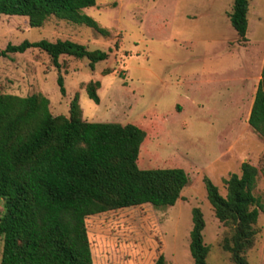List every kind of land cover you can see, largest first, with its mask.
I'll list each match as a JSON object with an SVG mask.
<instances>
[{"label": "rangeland", "instance_id": "1", "mask_svg": "<svg viewBox=\"0 0 264 264\" xmlns=\"http://www.w3.org/2000/svg\"><path fill=\"white\" fill-rule=\"evenodd\" d=\"M248 2L245 39L228 18L233 0H96L81 11L106 35L55 16L31 27L26 16L0 14V50L23 40L68 39L108 52L94 69L87 58L59 56L64 94L45 51L7 52L0 56V92L42 93L54 115H68L77 94L84 120L132 123L145 131L139 168L180 167L188 176L172 206L146 203L88 216L93 264H156L160 254L165 264H195L189 251L193 207L205 222L207 264H235L221 247L230 230L215 217L203 177L224 196L225 180L240 174L245 161L258 169L253 194L262 206L244 256L247 264H264V139L247 122L249 99L239 96L256 77L253 55L263 65L264 0ZM90 81H99L98 103L85 91ZM3 208L0 198V215ZM2 247L0 238V258Z\"/></svg>", "mask_w": 264, "mask_h": 264}, {"label": "trees", "instance_id": "2", "mask_svg": "<svg viewBox=\"0 0 264 264\" xmlns=\"http://www.w3.org/2000/svg\"><path fill=\"white\" fill-rule=\"evenodd\" d=\"M96 0H0V14L26 16L31 27L50 17L87 25L102 35L108 31L81 10ZM248 0H233L230 24L241 39L247 30ZM36 47L45 51L59 71L57 84L65 93L59 56L87 58L88 66L105 60L108 52L89 50L68 39H42L7 44V52ZM99 81L85 91L99 102ZM264 139V61L247 119ZM145 131L132 123L93 122L82 118L78 95L68 115H54L42 93L19 96L0 92V264H93L85 219L94 214L149 203L167 207L180 198L188 183L183 168H139L137 158ZM258 169L242 162L240 174L225 180L226 194L203 177L215 217L227 226L221 247L235 264H247L261 203L254 196ZM189 251L195 264H207L203 243L205 222L198 207L191 209ZM156 264H165L162 254Z\"/></svg>", "mask_w": 264, "mask_h": 264}, {"label": "crops", "instance_id": "3", "mask_svg": "<svg viewBox=\"0 0 264 264\" xmlns=\"http://www.w3.org/2000/svg\"><path fill=\"white\" fill-rule=\"evenodd\" d=\"M262 54L264 55V52L262 53V51H261V56H262ZM253 57H254L253 58V62H252L253 65L258 64L256 77H255V79L251 78L249 83H247L246 86L244 87V90H242V92L240 91V93H239V96H241L244 100L247 101L249 99L250 106H249L248 112L246 113L247 119H248L249 112H250V109H251V106H252V102H253V99H254V94H255V91H256V87H257V84H258V81H259V78H260L259 71H261V69H262V61L256 62L259 59V58L256 57V54L253 55ZM250 73H251L250 76L252 75V77H253L254 74H252V71H250ZM247 94H249V97H246Z\"/></svg>", "mask_w": 264, "mask_h": 264}]
</instances>
